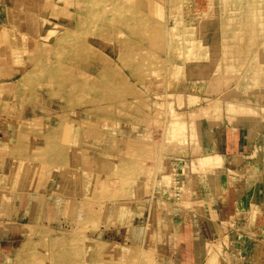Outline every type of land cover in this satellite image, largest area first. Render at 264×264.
<instances>
[{
	"label": "rangeland",
	"instance_id": "1",
	"mask_svg": "<svg viewBox=\"0 0 264 264\" xmlns=\"http://www.w3.org/2000/svg\"><path fill=\"white\" fill-rule=\"evenodd\" d=\"M224 129L260 175L264 0H0V264H240Z\"/></svg>",
	"mask_w": 264,
	"mask_h": 264
},
{
	"label": "crops",
	"instance_id": "2",
	"mask_svg": "<svg viewBox=\"0 0 264 264\" xmlns=\"http://www.w3.org/2000/svg\"><path fill=\"white\" fill-rule=\"evenodd\" d=\"M219 135L212 137L214 150L223 155L226 168L232 169L236 173L226 175V185L218 197L219 201L214 203L213 211L206 210V208L205 211L211 215L215 229L219 230L220 223L228 222L237 213L246 214L251 208L255 209V222L261 221L257 227L253 228L251 223L249 230L245 226L246 222H242L239 226L241 228H238L245 235L244 242L248 244V250L240 264H264V237H262L263 239L255 236L254 238L249 237V232L252 230L264 233V167L260 175L257 176L254 172L252 174L251 169L244 164L245 161L243 162L242 158H238L248 154L252 146L245 145V143L239 144L240 140H236L234 130L224 129ZM207 214H194L196 223L198 221L195 230L199 238H202L204 218L207 217Z\"/></svg>",
	"mask_w": 264,
	"mask_h": 264
},
{
	"label": "bare ground",
	"instance_id": "3",
	"mask_svg": "<svg viewBox=\"0 0 264 264\" xmlns=\"http://www.w3.org/2000/svg\"><path fill=\"white\" fill-rule=\"evenodd\" d=\"M211 4V3H210ZM209 4V5H210ZM198 11V10H197ZM197 11H196V13H197ZM16 13H17V11H16ZM18 13H19V11H18ZM198 14V13H197ZM20 15H21V13H20ZM20 15H16L17 17H19ZM32 15H34V14H32V12L31 11H25L24 10V12H22V15H21V17L20 18H22V17H24V16H32ZM15 16V17H16ZM199 16H200V14H199ZM17 17L15 18V21H18V19H20V18H18L17 19ZM29 18V17H28ZM18 35H20V34H18ZM21 35H22V33H21ZM2 87H4V85L2 86ZM211 106H213V104L211 105ZM204 107V106H203ZM203 107H197V111H198V109L200 110H202L203 112H204V108ZM208 107H210V105H206V108H205V110L208 108ZM197 111H192V113L191 114H194L193 112H195V114L197 113H201V111H199V112H197ZM178 114V113H177ZM190 114V113H189ZM210 148V147H209ZM206 149L205 148V150H202V149H200V151H196V150H194V154L191 156V158H189V159H187L188 161H189V163L190 162H192L193 163V165L195 166V168H196V166H198V165H200V164H202V166H203V163H204V165H205V163L207 162V164H206V166L208 165V164H210V163H208V161H211L210 159H212V160H214V159H217V161H218V159L220 160V159H224L223 158V155L221 154V153H219L218 151H211V150H213L212 149V147L210 148V149ZM225 155V154H224ZM246 156V155H245ZM240 157H242V156H240ZM239 158V157H238ZM181 162V161H180ZM183 162H185L184 160H183ZM187 163V162H186ZM186 163H183L184 165H186ZM211 163H213V162H211ZM192 165V166H193ZM189 167H190V165H189ZM194 168V167H193ZM194 168V169H195ZM200 168H201V166H200ZM204 168V167H203ZM192 169V168H191ZM195 170H197V169H195ZM191 171V170H190ZM193 172H194V170H193ZM253 206H254V204H253ZM239 236V235H238ZM240 237H242V236H240ZM114 245L115 243H110V245ZM122 247V246H121Z\"/></svg>",
	"mask_w": 264,
	"mask_h": 264
}]
</instances>
